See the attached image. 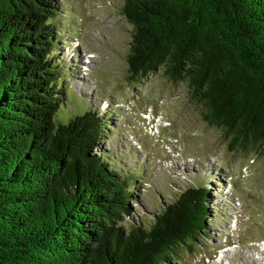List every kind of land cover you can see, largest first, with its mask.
Listing matches in <instances>:
<instances>
[{
	"label": "trees",
	"instance_id": "obj_1",
	"mask_svg": "<svg viewBox=\"0 0 264 264\" xmlns=\"http://www.w3.org/2000/svg\"><path fill=\"white\" fill-rule=\"evenodd\" d=\"M59 11L0 0V264H173L206 229L209 188L127 219L140 172L98 152L110 123L88 106L60 116ZM120 12L131 81L184 82L231 150L264 154V0H123Z\"/></svg>",
	"mask_w": 264,
	"mask_h": 264
},
{
	"label": "rangeland",
	"instance_id": "obj_2",
	"mask_svg": "<svg viewBox=\"0 0 264 264\" xmlns=\"http://www.w3.org/2000/svg\"><path fill=\"white\" fill-rule=\"evenodd\" d=\"M58 2L68 85L60 116L67 122L88 106L110 123L98 152L140 172L127 219L144 223L186 187L205 185L206 229L173 264H264V154L231 150L184 82L161 70L140 83L128 78L123 0Z\"/></svg>",
	"mask_w": 264,
	"mask_h": 264
}]
</instances>
